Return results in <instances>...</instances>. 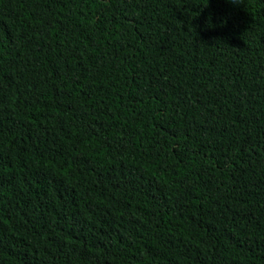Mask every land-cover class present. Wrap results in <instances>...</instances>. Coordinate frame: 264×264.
<instances>
[{"label":"trees","instance_id":"1","mask_svg":"<svg viewBox=\"0 0 264 264\" xmlns=\"http://www.w3.org/2000/svg\"><path fill=\"white\" fill-rule=\"evenodd\" d=\"M0 264H264V0H0Z\"/></svg>","mask_w":264,"mask_h":264}]
</instances>
